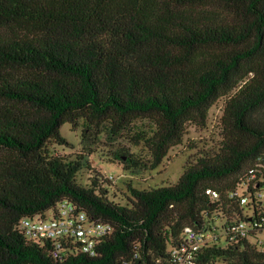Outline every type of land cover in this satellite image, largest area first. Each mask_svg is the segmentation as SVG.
Returning a JSON list of instances; mask_svg holds the SVG:
<instances>
[{"label": "trees", "instance_id": "1", "mask_svg": "<svg viewBox=\"0 0 264 264\" xmlns=\"http://www.w3.org/2000/svg\"><path fill=\"white\" fill-rule=\"evenodd\" d=\"M221 98V143L174 186L130 185L120 200L105 174L79 181L83 156L50 151L66 124L83 139L133 132L148 157H116L155 170ZM252 169L264 177V0H0V264H174L187 228L214 234L198 264H264L231 239L246 210L264 214L230 197ZM62 202L112 227L95 257L19 230Z\"/></svg>", "mask_w": 264, "mask_h": 264}, {"label": "rangeland", "instance_id": "2", "mask_svg": "<svg viewBox=\"0 0 264 264\" xmlns=\"http://www.w3.org/2000/svg\"><path fill=\"white\" fill-rule=\"evenodd\" d=\"M224 105V98L214 104L205 128L188 124L182 144L173 147L162 165L155 170L129 168L124 161L116 157L122 149H128L130 153L141 158L148 157L143 145L135 146L129 140L133 132L131 134L126 132L119 137H110L105 133L98 138L83 139L82 127L75 130L66 124L62 127L61 133L68 144L63 146L51 144L50 151L72 159L83 156L85 167L79 174V181L83 184L89 183L92 170L113 176L118 198L125 199L130 185L141 190L176 185L187 163L193 160L197 152L217 147L222 140L220 119Z\"/></svg>", "mask_w": 264, "mask_h": 264}, {"label": "built area", "instance_id": "3", "mask_svg": "<svg viewBox=\"0 0 264 264\" xmlns=\"http://www.w3.org/2000/svg\"><path fill=\"white\" fill-rule=\"evenodd\" d=\"M259 173L256 169L250 170L248 180L239 186L236 193L230 195L233 199L239 197L244 208L253 204H264V177L259 179ZM106 179L114 182L113 176L106 175ZM206 194L213 200L220 198L219 192L214 189H208ZM18 228L29 240L58 242V249L63 242L75 240L82 245L83 252L91 257L96 255L97 242L112 233L110 225L92 221L86 213L79 211L78 207L70 202L60 203L56 210L46 215L24 218ZM231 232V239L247 240L259 251L264 252V214L255 216L253 209L246 210L244 220L238 221ZM213 238L214 234L209 229L187 228L181 244L171 252L174 264H198L200 251L212 242Z\"/></svg>", "mask_w": 264, "mask_h": 264}]
</instances>
